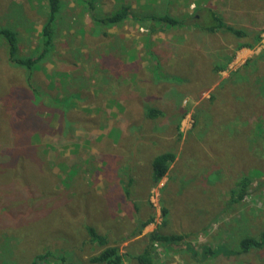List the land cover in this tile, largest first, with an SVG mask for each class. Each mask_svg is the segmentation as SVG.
<instances>
[{"label":"rangeland","instance_id":"obj_1","mask_svg":"<svg viewBox=\"0 0 264 264\" xmlns=\"http://www.w3.org/2000/svg\"><path fill=\"white\" fill-rule=\"evenodd\" d=\"M92 3L95 15L129 4L131 14L168 12L183 22L150 33L129 15L107 27L91 19L82 0L63 3L54 54L35 66L31 81L56 101L75 91L70 106L81 113L80 122L67 130L68 138L59 127L60 104H34L25 74L11 66L0 38V264H27L46 249L45 264H62V257L71 264H93L87 259L102 247L89 240L87 226L118 245L123 264H137L134 256L145 243L140 240L156 226L169 234L185 233L197 253L193 257L156 243L154 264H264V247L230 254L242 238L264 229V111L249 113L259 107L247 95L255 64L245 68L249 76L227 80L224 88L219 84L264 47V0ZM200 7L249 36L260 30V42L239 51L235 46L245 38L200 30L191 18L207 24ZM45 16L46 0H0V27L16 31L20 55L37 52ZM108 53L118 65L96 60ZM229 56L222 72L204 67L207 60L219 63ZM109 78L111 83L104 84ZM90 82L95 92L87 87ZM98 89L104 92L100 100L90 102ZM147 106L162 112L150 119L144 114ZM234 115L241 118L235 122ZM169 150L176 158L155 185L152 158ZM241 173L252 183L242 200L230 204ZM149 216L152 222L138 233ZM204 246L211 252H201Z\"/></svg>","mask_w":264,"mask_h":264},{"label":"trees","instance_id":"obj_2","mask_svg":"<svg viewBox=\"0 0 264 264\" xmlns=\"http://www.w3.org/2000/svg\"><path fill=\"white\" fill-rule=\"evenodd\" d=\"M67 0H46V16L45 20L42 23L41 30H40V36H39V48L37 52L27 55H20L18 52V41H17V33L15 30L7 27H0V38L3 39L6 43V51L8 53V61L15 69L20 70L25 74V85L30 93V98H34V104H42L48 101V103L52 104L50 107H53L54 105H59L61 108L60 114H61V120L62 123L59 126L62 130L61 134L62 137L68 138L70 135L67 136V130L70 128L75 129L77 125L80 122V114L77 112L73 106H70V100L72 98V93L75 91L69 92L66 94H61L62 97H58L57 101L56 99L51 98L49 93L45 90H40L34 82L31 81L32 74L34 72L35 66L41 64L42 62H45L49 57L53 56L54 51V36L56 35V29L55 24L59 17L60 11L63 8V3ZM87 4V9L90 13L91 19L96 21L101 26H113L116 24L121 23L125 18L129 17V15H132L136 20L141 21L143 25L146 26L147 30H149L150 33L157 32V31H163L164 28H168V26H176L182 21V18L180 20L179 17H175L173 15H170L168 12L165 13H152V12H146L143 14H131L130 13V5L129 4H122L118 9L112 11L111 13H105V15H95L94 14V3H92L91 6V0H82ZM93 11V12H92ZM199 15L202 17L205 15L204 19L207 20V24L203 21H200L199 18L196 19V16H191L194 20V24L200 30H204L210 33L219 32L220 33H227L229 36H233L235 39L237 38H245V41H240L236 44L235 50L240 49L242 47L246 48H253L257 43L260 42L261 36H260V30H258L253 35H248L247 32L241 28H236L233 25L225 22L221 16L214 10L212 11L210 8L207 9L206 7H200L198 9ZM94 22L96 25L97 23ZM147 22V23H146ZM198 23V24H197ZM205 23V24H204ZM163 26V27H162ZM104 35H107V33L104 31ZM152 54V52H151ZM233 56H229L226 61L223 62H216L213 66V70L215 72H218L219 70H223L227 67V64L229 61H231ZM96 60L98 62H113L115 60L116 64L118 65V60L114 59L111 53H108V55L100 56L98 55ZM99 63V64H100ZM253 63L255 64V68L251 70V76L250 79L247 80L250 83V86L248 87V97L255 99L257 105L259 108H255L258 111H250L251 112H260L259 110L264 111V47L261 49V51L256 54L252 55L251 57L247 58L244 63L242 64V67L230 71L228 75L220 80V83L222 87L224 88L225 84H227V80H230V83H234V80L241 79L243 75L247 77L249 74L245 73V68L249 67L252 68ZM127 65V64H126ZM106 72V71H104ZM54 73V71H53ZM52 74H47L46 76L52 77ZM106 76H109L106 74ZM112 82L115 83V85H121L118 81L117 77L111 78ZM110 82V78L106 80V83L108 84ZM91 86V82L87 83V87ZM112 88H115L112 87ZM93 88L90 87V90ZM95 89L93 91L95 92ZM105 89V88H104ZM106 92L108 89H105ZM82 91L86 92V87L84 86L82 88ZM97 93H95V96H91L90 102H94L96 100V103L100 100L99 96L104 93L103 91L96 90ZM59 93V92H58ZM83 95V94H82ZM85 96V95H84ZM28 97L22 98L20 101L27 99ZM210 100L215 99L214 94L210 95ZM260 102H262L260 104ZM248 106H254L253 103H248ZM254 109V110H255ZM162 110L160 108H157L155 106H147L144 109V114L148 118H155L159 114H161ZM73 115V116H72ZM183 115V114H182ZM181 115V116H182ZM251 115V114H249ZM249 115H246V118L249 119ZM197 117V114L193 115V118ZM238 120L241 118V116H233L234 121L236 122V118ZM178 123L176 124V133L177 136L180 138L182 136L181 132L178 131ZM252 139V138H251ZM254 143H252L253 145ZM253 149H251L252 151ZM176 158L175 151L169 150V151H163L157 155H155L152 158L151 166H152V180L155 185L159 183L160 180H162L169 170V165L171 162L174 161ZM246 159V158H245ZM264 182V181H262ZM252 183L251 178L246 173H241L240 176H238L235 180V186L231 188L230 192V198L229 202L230 204L238 203L240 200L244 198L245 195L248 194L250 185ZM124 192L126 195H128V186L129 181L124 183ZM27 193H30V189L26 190ZM29 199L34 200V197H29ZM229 204V205H230ZM168 212L167 206L163 203L161 205V214L163 217L166 216ZM152 222V217H147L145 220L141 221L139 223L138 229L140 233L142 229L149 223ZM33 224H36L34 222ZM160 226H156L151 231L146 234V236L142 237L140 240L145 242L142 246L141 250L136 253L134 256L135 260H137V264H154V245L156 243L162 245L168 250L171 251H185L191 256H195L197 253V250L194 248V246L185 240L186 234L185 233H175V234H169L162 232L160 230ZM86 233L88 235L89 240L91 239V242H95L97 246L102 247L101 250L97 253L89 257L87 260H89L93 264H123V253L119 251L118 245L116 244H110L109 239L106 237V235L98 233L93 226H87ZM137 233V234H138ZM132 235H137L136 233L132 232ZM12 246V244H11ZM264 247V229H262L258 235H250L247 237H244L240 240L239 245L237 246L236 250H231L230 254L236 253L241 254L244 252H247L250 249H262ZM211 250L209 246L202 247V251H205V254L208 253V251ZM211 252V251H209ZM49 256H50V250L46 249L45 251H42L40 253H35V255L32 257L30 262L27 264H45L46 262H49ZM196 258V257H195ZM62 264H71L68 263L64 257L61 258Z\"/></svg>","mask_w":264,"mask_h":264},{"label":"crops","instance_id":"obj_3","mask_svg":"<svg viewBox=\"0 0 264 264\" xmlns=\"http://www.w3.org/2000/svg\"><path fill=\"white\" fill-rule=\"evenodd\" d=\"M207 8V7H206ZM245 49V47H242L239 51H242V50H244ZM209 63L207 64V62H205L204 63V67L208 70V68H210V69H212L213 70V66H214V64L216 63V61H209V60H207ZM226 69V68H225ZM225 69H223V70H225ZM222 72V70H219L218 72ZM217 81V80H216Z\"/></svg>","mask_w":264,"mask_h":264}]
</instances>
